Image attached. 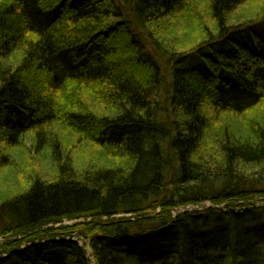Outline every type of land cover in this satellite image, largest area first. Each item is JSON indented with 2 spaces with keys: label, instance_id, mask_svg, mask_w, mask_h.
I'll return each instance as SVG.
<instances>
[{
  "label": "trees",
  "instance_id": "trees-1",
  "mask_svg": "<svg viewBox=\"0 0 264 264\" xmlns=\"http://www.w3.org/2000/svg\"><path fill=\"white\" fill-rule=\"evenodd\" d=\"M249 2L0 0V181L24 169L25 136L33 160L22 191L0 190V236L21 237L0 264H264L248 201L264 194V4L247 17ZM206 201L226 206L142 214ZM80 219L81 246L61 227Z\"/></svg>",
  "mask_w": 264,
  "mask_h": 264
},
{
  "label": "rangeland",
  "instance_id": "rangeland-1",
  "mask_svg": "<svg viewBox=\"0 0 264 264\" xmlns=\"http://www.w3.org/2000/svg\"><path fill=\"white\" fill-rule=\"evenodd\" d=\"M205 1V0H204ZM206 2H202L203 5H205ZM264 4V0H250V2L248 3V5L244 8L245 10V13L244 15H246L247 17H250V16H255L256 14H258L261 10H262V6ZM170 23L172 26H173V29L175 30L176 33H179V32H184L186 31V28L184 29V27H188V25H185L186 22H180V23H173V22H168ZM168 25V24H167ZM191 30V33L195 32L196 34V31L192 28V29H189ZM117 40H120V38H118ZM90 109L91 106H89ZM24 141H25V155L24 156H21L23 157L24 159V164L23 166H21L22 168H24L23 170L21 169L20 170V175H13L12 173L9 175H7L5 173L4 175V179L0 181V190L3 191V188L5 186H7L8 189H10L9 191H13V192H16V191H22L25 186H27L28 184V181L30 180V176L28 174V172L30 171V169H27L26 167H33L31 164V161L32 158L30 156V154L32 155V149H30V151H28V148L30 147V138L25 136L24 138ZM88 156V154H85ZM86 158V157H85ZM28 161V162H27ZM38 169L40 168V166H36ZM37 170V169H36ZM28 171V172H26ZM38 171V170H37ZM43 174H46V173H43ZM15 176V177H14ZM17 177V178H16ZM213 184V185H212ZM212 185V189H220L219 185H221V183L219 181H214L213 182H210L209 184L208 183H205V187L207 186H211ZM210 188V189H211ZM8 189H6L4 192L5 194L7 193ZM252 199L251 200H248L254 207H261V206H264V194H256L255 196L251 197ZM250 199V198H249ZM234 204H232L231 206H235V204H240L242 203L243 201L242 200H235V201H232ZM226 206V202L220 204V205H217V206H213L211 203L209 202H203V203H199V204H188V205H185V206H181V207H176V208H173V209H169L167 211H162L161 209L159 208H156L155 210H149V211H146L142 214H145L147 215V217H156L158 215H161L163 214L165 217H175L177 214L179 213H182V212H192V211H203L205 209H207L208 207L212 208V207H216V208H220V209H223L225 208ZM233 210V208H232ZM144 215V216H145ZM119 216H122V215H118L116 217H119ZM127 217H129L130 215H125ZM146 217V216H145ZM132 220H134V217H131ZM106 219L105 218H102L100 221H105ZM88 221H91V219H80V220H77V221H63L62 224H61V227L62 226H65V227H74L75 226L77 228H75L74 230H72V232L68 235H66L65 239H69V240H72V241H75L78 243V245H82L84 242L85 244H88V239L86 237H82L80 236L81 234H85L83 232V228L81 226H77L79 225L78 223H87ZM95 221H98L97 219L93 220V222ZM99 221V222H100ZM111 224V223H110ZM59 225L55 226V227H58ZM80 234V235H79ZM15 238H18L20 239L21 237L20 236H17V237H14V236H0V252L3 251V248L4 246L9 243L11 240L15 239ZM23 241V240H22ZM29 242V241H28ZM28 242H21L19 244L20 247H24L25 244H28ZM162 240H159V241H152V242H149V243H146V244H140L139 247H141L143 250H147V251H153L154 250V247L156 246H161L162 245ZM86 251H87V256H90L91 252H90V249L89 247L86 245ZM90 259V264H95L94 262V259L92 257H89Z\"/></svg>",
  "mask_w": 264,
  "mask_h": 264
},
{
  "label": "bare ground",
  "instance_id": "bare-ground-1",
  "mask_svg": "<svg viewBox=\"0 0 264 264\" xmlns=\"http://www.w3.org/2000/svg\"><path fill=\"white\" fill-rule=\"evenodd\" d=\"M192 205H194V204H192Z\"/></svg>",
  "mask_w": 264,
  "mask_h": 264
}]
</instances>
